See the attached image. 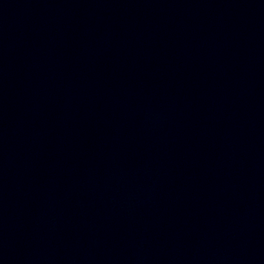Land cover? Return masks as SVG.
Here are the masks:
<instances>
[{
	"label": "water",
	"instance_id": "water-1",
	"mask_svg": "<svg viewBox=\"0 0 264 264\" xmlns=\"http://www.w3.org/2000/svg\"><path fill=\"white\" fill-rule=\"evenodd\" d=\"M0 264H264V0H0Z\"/></svg>",
	"mask_w": 264,
	"mask_h": 264
}]
</instances>
